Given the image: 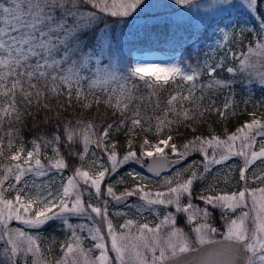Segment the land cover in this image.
<instances>
[{
	"label": "snow or ice",
	"instance_id": "1",
	"mask_svg": "<svg viewBox=\"0 0 264 264\" xmlns=\"http://www.w3.org/2000/svg\"><path fill=\"white\" fill-rule=\"evenodd\" d=\"M164 6L172 10L177 28L196 29L187 56H156L159 50L150 44L133 46V53L124 28L154 7L146 0H0V158L9 161L0 164V264H28L29 257L31 264H264V187L247 186L250 180L264 181V139L255 150L258 138H264V120L245 122L223 139L195 136L180 148L170 143L171 134L164 135L173 125L197 115L202 119L211 110L226 118L238 77L244 78L245 88L255 82L264 91V0H170ZM248 33L252 40L244 44ZM141 86L152 96L169 87L173 92L163 116L155 117L156 141L145 136L138 152L132 139L136 129L151 131L142 125ZM225 90L223 110L200 107L207 93ZM101 106L119 117L103 122L102 130L83 116ZM33 107L43 112L42 123L51 130L38 133L25 151L23 142L16 143L21 129L12 125L34 116ZM73 107L80 114L64 115ZM5 122L9 127L3 132ZM121 129L129 137L122 155L116 141L108 143L110 132ZM62 144L67 156L60 151ZM91 146L106 154V164L97 158L84 166ZM193 153L201 154L202 161L190 172L192 165L164 177L162 191L140 183L147 177L134 170L126 173L137 181L131 188L117 192L105 183L130 163L150 160L147 170L159 176ZM170 155L175 159L169 160ZM235 157L242 161L239 190L207 183L214 167H231L227 162ZM70 158L79 164H70ZM250 168L251 177L246 175ZM65 170L71 175L55 192L25 179ZM116 183L126 181L120 177ZM132 197L140 203L131 204ZM109 202L135 208L141 217L152 213L156 222L128 218L116 225ZM73 218L80 222L71 223ZM53 222L69 233L54 262L45 258L39 235ZM85 241L93 242L91 247L85 248Z\"/></svg>",
	"mask_w": 264,
	"mask_h": 264
},
{
	"label": "rangeland",
	"instance_id": "2",
	"mask_svg": "<svg viewBox=\"0 0 264 264\" xmlns=\"http://www.w3.org/2000/svg\"><path fill=\"white\" fill-rule=\"evenodd\" d=\"M146 2L154 5V7H152L151 9H149L145 14H144V18L142 19H136L134 21V23L130 26H126L124 29V31L127 33V37H126V41L128 43V41L131 40L132 37V33L134 32V30L139 27V28H143L144 26H137L139 24H141L143 21L145 23L148 24H152V23H156V24H163L166 25L165 22L168 23V26H173L172 29H174L175 34L178 36L179 38V44L180 46H186V47H190L191 48V35L190 33H194L196 31L195 28L193 29H185V28H177L175 26L174 23H172V21L174 20V16L171 15L172 10L165 7L164 5H167L168 3H170V0H146ZM127 27H130L127 29ZM250 40H252V35L251 33L246 34L245 38H244V44H247ZM180 48V47H179ZM233 50H235V46H233ZM191 51V49H190ZM168 55H175L177 57H179L181 54L185 55L183 50L179 49V50H175V51H167V52H155L153 53L156 56H164L165 54ZM135 54V53H134ZM219 55H223V52L219 53ZM201 59H203V56H201ZM231 63V62H229ZM225 94V97H223V101L222 103L218 106L217 103L213 102L212 100H208V104L206 106V102L201 105V108H209V109H221L223 110V105L225 103V99L228 96V92L227 90L222 91ZM234 96H235V103L233 105L232 108H229L225 115H245L247 118H249L250 122L252 119H261L264 120V91H262L259 87V85L257 83H253L251 85L250 88H245L243 83H241L236 91H233ZM199 93H197L198 95ZM206 99V98H205ZM245 100L248 101L247 104H245ZM185 107L188 108H192L194 107L193 104H189V103H185ZM234 111L235 114H232ZM255 112L256 116L253 117L251 115H249V113ZM219 112L215 111V110H211L208 112H205L204 116L202 119H200V117L197 115V118L200 120H205L208 118H212L214 116H216ZM221 117V115H220ZM222 118V117H221ZM190 121V120H188ZM196 120H193V122H195ZM140 133L141 135H145L147 134V132L142 131L140 128L136 129L135 134L132 136L133 142L135 141V137L136 135ZM147 136V135H145ZM226 137V136H225ZM224 137V138H225ZM129 138V137H127ZM148 138V136H147ZM149 139V138H148ZM223 139V138H222ZM264 139V138H258L257 140V144L255 145V150H259L260 147V140ZM156 140V138H155ZM155 142V141H154ZM171 143V142H170ZM237 144H239V141L237 142ZM32 146L30 147H25V151L31 149ZM127 149V146H126ZM16 149H13V151H15ZM166 152H168V149H165ZM211 149H209V152L211 153ZM95 153V155L93 156L92 153ZM98 149L95 148V146H91L89 149V152L85 158L84 161V166L87 168L88 164L90 161L96 160L97 158H103V156L100 155V153H98ZM48 156L51 157L52 153L47 152ZM105 154V153H104ZM8 155L7 149H5V156ZM105 158H103V162L106 164L107 163V157L106 154L104 155ZM172 157H169L170 160H174L175 156L171 155ZM195 156H199V158H195V159H190L189 161L187 160H182L179 164H171V166L168 169L167 173H164L162 176L159 177H151L148 176L144 173L143 168L144 165H146L147 160H145L143 165H138L135 163H130L126 166H124L123 168H121L116 174H114L113 176H111L110 178H106L105 183L106 184H111L114 187H118L121 188L119 189L118 192L123 191L124 188L128 187L131 188L137 181L131 180L126 173L129 171H136L141 173L142 176L147 177L146 180H142L139 181L140 183L143 184H147L148 188L150 190L156 191V190H164V186L162 185V181L164 179V177H171L174 176L175 173L183 168L189 167V165H192V168H189V172L192 171L196 165L202 161V155L199 153H195ZM43 159V157H42ZM4 163H9V161H6L2 158H0V164H4ZM228 165H230L231 167L228 166H216L213 168L212 170V174H210L208 176L207 179V183H214L218 186V188L220 190H225V191H236L239 190L242 185L240 183H237V180L239 178V170L242 164V161L239 157H235L233 159H231L230 161L227 162ZM260 162L257 161V164H259ZM95 165H93L94 167ZM256 165H253L252 168H255ZM252 168L249 169V172L246 174L249 177H251L252 175ZM199 171H203L202 168L199 169ZM259 172V170H258ZM71 174L66 173L65 171L61 174H57L55 171L51 172L49 175L47 176H42V177H36V176H27L25 177V179L28 181L29 185L31 186L32 184H35L37 186L39 185H47L50 186L53 190V192L57 191L60 187V181L64 178H66L67 176H69ZM185 176L188 175V173L184 174ZM123 177L124 181H126V183H120L117 184L116 181L120 178ZM228 178L229 182L225 183V178ZM11 182V181H10ZM248 188L250 189H255L258 187H264V181H258V182H250L248 183ZM197 193H199V186L197 188ZM85 199L87 200L88 197L85 196ZM91 202L93 204H95L96 198L93 196L91 198ZM131 204H138L140 203L135 197L130 198L129 201ZM197 203H199V201H196ZM113 202H109V216L110 218L113 220V223L116 225L122 224L123 221L125 219L128 218H133V219H138L141 223L143 222H156V218L153 216L152 213L149 212H145L143 213V217H141L135 210V208H125L124 205H120V206H116L113 205ZM117 212H126L128 213L127 216H123V215H116ZM217 215V214H216ZM80 221L78 219L73 218L71 220V223L75 224V223H79ZM181 223H183L181 221ZM13 226H17L16 222H13ZM33 234H36L35 232ZM39 235L41 237V246L42 248L45 250L44 251V255L45 258L52 260L53 262L59 258L62 255L61 252V243L67 238V236L69 235V233L65 230H63L60 225L59 222H53L51 227H47L45 229L40 230ZM93 242L91 241H85L84 243V247L88 248L91 247ZM51 246V252H48V247ZM93 255H95V253H93ZM32 258L29 257L28 259V264H31Z\"/></svg>",
	"mask_w": 264,
	"mask_h": 264
},
{
	"label": "trees",
	"instance_id": "3",
	"mask_svg": "<svg viewBox=\"0 0 264 264\" xmlns=\"http://www.w3.org/2000/svg\"><path fill=\"white\" fill-rule=\"evenodd\" d=\"M144 18V17H143ZM115 18H111L109 20V23L111 24L112 20ZM142 19V18H140ZM166 25L163 24H148L144 21L137 25V26H144L143 28L137 27L134 32L132 33L131 40L128 41V45L130 47L140 45V44H150L154 48L158 49V52H167V51H175V50H183L185 56H187L190 53V47L186 46H180L179 38L175 34L174 29H172L173 26H168V23L165 22ZM130 27H127V29ZM126 29V28H124ZM180 47V48H179ZM157 52V51H156ZM133 53H134V47H133ZM190 58V57H189ZM195 63V61H193ZM224 78H228L229 74L226 72L222 74ZM203 79L206 81L208 79L207 76H204ZM243 77L237 78V83L235 84L232 91H236L237 87L242 83L240 82L243 80ZM173 92V89L171 87L167 89H161L158 94L155 96H152L150 93V90L143 88L141 86L140 94L145 97L143 103L141 104V115L145 118L142 120V125L144 128H148L151 126V131H147V135L149 140L152 142L156 141L157 134L155 130V124L156 120L155 117L157 116H163V110L167 107L166 101L169 98L170 93ZM199 95V94H198ZM223 97H225V94L221 91L215 94L207 93L204 101L201 103L203 105L208 100L215 101L217 105L219 106L222 101ZM63 99V97L61 98ZM157 101H159V106L157 107ZM214 102V103H215ZM54 104L55 101H52ZM200 105V106H201ZM31 111L35 114L34 116L28 115L26 116V119L24 120V123L22 125H16L13 124L12 127H20L21 134L20 137L16 139L17 145H19L21 142H23L25 147L32 146L30 141L36 137L38 133L44 134L46 132H49L51 129L47 128L42 123L43 118V112L36 113L35 107L31 109ZM81 110L78 107L69 108L68 112L64 113V115L69 116V118H72V115H78L80 114ZM83 116L87 120H93L94 123L98 126L100 130L103 129V127L106 126V123H111L113 121H118V116H113L111 110L105 109L103 106L100 107L99 111L97 109L93 108L88 111L83 112ZM226 118H221L220 113H218L214 117H210L205 120L196 119L195 122L193 120L190 121H182L178 125H173L171 132L169 133L167 130H165L164 135L171 134L173 139L171 143H175L178 148L182 146L183 143L187 142L188 140L192 139L195 136H205L210 137L212 135L220 136L221 138H224L226 134H231L236 132L237 128L242 126L245 122L249 121V118H247L245 115H225ZM148 117H151L152 119H148ZM169 118H171V114H169ZM177 119H179L177 117ZM35 125H39V127H36ZM188 125H191L190 127ZM8 123L5 122L3 126V132H6L8 130ZM127 127H131V122L129 120ZM195 129V131H193ZM110 141L108 143H111V141H116V147L117 150L122 155L125 151H127V136L125 135V129H121L120 131H111L110 132ZM145 135H141L138 133L135 137V141L133 142V146L136 148V150L139 152V144L142 141V139L145 137ZM50 138V136H49ZM7 136L4 137L5 143H7ZM15 149V148H14ZM77 151H82V146L77 145L76 147ZM47 152L52 153L51 148L46 149ZM60 151L67 156V149L62 144L60 147ZM98 153H100L103 158H105V154L102 152L101 149H98ZM169 157H172L171 155ZM199 158V156H195V153L189 155L187 157V161L190 159ZM70 164H79V161L75 159H69ZM66 173L71 174V170H65ZM114 187V186H113ZM114 189L118 192V187H114ZM218 215V213H217Z\"/></svg>",
	"mask_w": 264,
	"mask_h": 264
},
{
	"label": "water",
	"instance_id": "4",
	"mask_svg": "<svg viewBox=\"0 0 264 264\" xmlns=\"http://www.w3.org/2000/svg\"><path fill=\"white\" fill-rule=\"evenodd\" d=\"M150 162H151L150 160H147L146 165H145V167H144V169H143V170H144V173L147 174V175H149V176L157 177L154 173L149 172V171L147 170V165H148V163H150ZM170 166H171V164H170L167 168L162 169L161 172H160V175H159V176H162L164 173H166V172L168 171V169H169ZM115 205H117V204H115ZM117 206H120V205H117Z\"/></svg>",
	"mask_w": 264,
	"mask_h": 264
}]
</instances>
